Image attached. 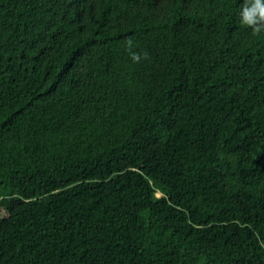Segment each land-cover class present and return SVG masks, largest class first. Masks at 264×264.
Segmentation results:
<instances>
[{
	"label": "trees",
	"instance_id": "16d2710c",
	"mask_svg": "<svg viewBox=\"0 0 264 264\" xmlns=\"http://www.w3.org/2000/svg\"><path fill=\"white\" fill-rule=\"evenodd\" d=\"M251 3L0 0V264H264Z\"/></svg>",
	"mask_w": 264,
	"mask_h": 264
},
{
	"label": "clouds",
	"instance_id": "9594fccd",
	"mask_svg": "<svg viewBox=\"0 0 264 264\" xmlns=\"http://www.w3.org/2000/svg\"><path fill=\"white\" fill-rule=\"evenodd\" d=\"M239 16L240 24L251 28L253 35H258L261 31H264V0H252L251 7L245 6L242 8ZM133 47V41L129 39L127 50L133 62L139 63L142 58L147 59V53L138 54L132 51Z\"/></svg>",
	"mask_w": 264,
	"mask_h": 264
},
{
	"label": "rangeland",
	"instance_id": "374dc122",
	"mask_svg": "<svg viewBox=\"0 0 264 264\" xmlns=\"http://www.w3.org/2000/svg\"><path fill=\"white\" fill-rule=\"evenodd\" d=\"M157 195H161V193L160 192H158L157 193ZM6 210L0 205V216H4V215H6Z\"/></svg>",
	"mask_w": 264,
	"mask_h": 264
}]
</instances>
